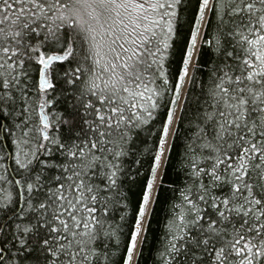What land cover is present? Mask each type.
<instances>
[{
    "label": "snow or ice",
    "instance_id": "6c2138e0",
    "mask_svg": "<svg viewBox=\"0 0 264 264\" xmlns=\"http://www.w3.org/2000/svg\"><path fill=\"white\" fill-rule=\"evenodd\" d=\"M149 258L264 264V0H0V264Z\"/></svg>",
    "mask_w": 264,
    "mask_h": 264
},
{
    "label": "trees",
    "instance_id": "16d2710c",
    "mask_svg": "<svg viewBox=\"0 0 264 264\" xmlns=\"http://www.w3.org/2000/svg\"><path fill=\"white\" fill-rule=\"evenodd\" d=\"M207 57H205L206 59ZM170 179L175 180L176 179V174L175 171H171L169 173ZM165 211H166V205H164L163 203L161 204L159 210L157 211L156 215L154 216L153 219V224H152V228L153 230H159L162 227V223H163V219H164V215H165ZM149 247H151V243L149 245ZM146 258L148 257V252L145 253ZM148 264H151V260L150 258L148 259Z\"/></svg>",
    "mask_w": 264,
    "mask_h": 264
}]
</instances>
